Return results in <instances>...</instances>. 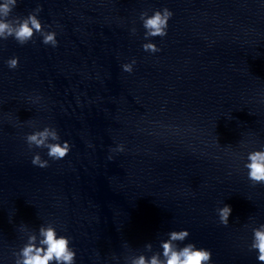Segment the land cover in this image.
<instances>
[{"label":"water","instance_id":"1","mask_svg":"<svg viewBox=\"0 0 264 264\" xmlns=\"http://www.w3.org/2000/svg\"><path fill=\"white\" fill-rule=\"evenodd\" d=\"M37 3L58 45L39 34L0 42V262L12 264L22 242L15 225L51 220L72 237L76 264H116L124 241L155 248L180 228L214 264H260L247 244L250 225L264 222V185L234 154L264 143V3L19 0L14 14ZM161 6L174 15L151 38L160 51L146 52L139 12ZM12 55L15 69L4 63ZM45 124L71 143L63 159L28 149L25 133ZM117 143L125 150L110 153ZM35 151L47 167L31 163Z\"/></svg>","mask_w":264,"mask_h":264},{"label":"clouds","instance_id":"2","mask_svg":"<svg viewBox=\"0 0 264 264\" xmlns=\"http://www.w3.org/2000/svg\"><path fill=\"white\" fill-rule=\"evenodd\" d=\"M19 0H0V42L11 37L18 44L23 45L33 41V37L39 34L41 43L56 47L58 45L57 32L50 24H44L39 16L42 5L36 6L27 14H14ZM264 3V0H261ZM174 15L167 6L145 9L139 12L144 40L141 47L146 52L155 53L160 51L159 46L152 37H164L167 35L169 20ZM130 31L136 32L135 26ZM34 42V41H33ZM9 69H15L19 63V57L12 55L4 60ZM136 59L121 64L124 72L131 73ZM33 103L39 97H28ZM25 143L29 150L33 148L46 149L45 155L51 160L63 159L71 150L72 145L61 136L54 125L45 124L43 127L33 126L32 131L25 133ZM228 146V145H227ZM241 147L246 145L241 142ZM123 143H117L111 152H123ZM242 161L247 179L253 184L264 185V143L250 148L244 153L234 154ZM109 159H112L111 154ZM49 159L42 158L41 152L35 151L31 155V163L41 168L49 165ZM217 219L220 224L227 226L232 207L223 201L215 208ZM11 215L9 219L11 222ZM247 226V225H246ZM21 234L22 242L12 249V264H76V249L72 244V237L61 231L54 221L40 223L35 229L28 227L25 222L15 225ZM251 236L247 244L250 251L255 252V259L264 264V222L250 225ZM190 232L187 228L170 229L157 242L154 248L151 241H146L143 250H133L127 241L122 247V256L112 254L111 259L116 264H214L211 249L197 246L196 242L190 241ZM97 258L99 254L97 253ZM2 264V262H0Z\"/></svg>","mask_w":264,"mask_h":264}]
</instances>
